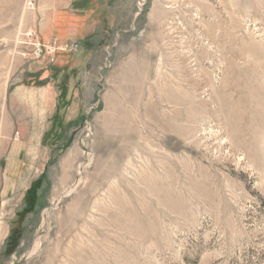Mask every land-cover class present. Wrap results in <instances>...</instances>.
Instances as JSON below:
<instances>
[{"label": "rangeland", "instance_id": "374dc122", "mask_svg": "<svg viewBox=\"0 0 264 264\" xmlns=\"http://www.w3.org/2000/svg\"><path fill=\"white\" fill-rule=\"evenodd\" d=\"M0 264H264V0H0Z\"/></svg>", "mask_w": 264, "mask_h": 264}, {"label": "trees", "instance_id": "16d2710c", "mask_svg": "<svg viewBox=\"0 0 264 264\" xmlns=\"http://www.w3.org/2000/svg\"><path fill=\"white\" fill-rule=\"evenodd\" d=\"M30 194H31L32 199L34 200L35 197H36V191L34 190V191H32Z\"/></svg>", "mask_w": 264, "mask_h": 264}]
</instances>
